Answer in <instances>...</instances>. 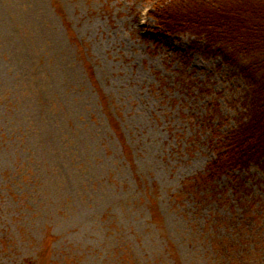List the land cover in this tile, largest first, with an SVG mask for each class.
Listing matches in <instances>:
<instances>
[{
	"label": "rangeland",
	"instance_id": "obj_1",
	"mask_svg": "<svg viewBox=\"0 0 264 264\" xmlns=\"http://www.w3.org/2000/svg\"><path fill=\"white\" fill-rule=\"evenodd\" d=\"M154 1L0 0V264H216L203 192L264 189L195 195L244 83Z\"/></svg>",
	"mask_w": 264,
	"mask_h": 264
},
{
	"label": "trees",
	"instance_id": "obj_2",
	"mask_svg": "<svg viewBox=\"0 0 264 264\" xmlns=\"http://www.w3.org/2000/svg\"><path fill=\"white\" fill-rule=\"evenodd\" d=\"M149 15L163 34L194 36L244 83L234 125L212 133L215 157L194 179L195 195L222 175L253 165L264 169V0H155ZM231 176V198L203 192L229 205L213 225L222 229L213 230L214 260L264 264V189L256 193Z\"/></svg>",
	"mask_w": 264,
	"mask_h": 264
}]
</instances>
